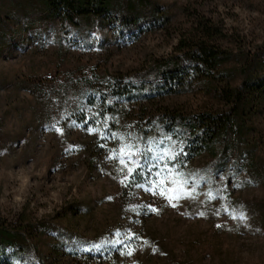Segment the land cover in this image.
Wrapping results in <instances>:
<instances>
[{
    "label": "rangeland",
    "instance_id": "374dc122",
    "mask_svg": "<svg viewBox=\"0 0 264 264\" xmlns=\"http://www.w3.org/2000/svg\"><path fill=\"white\" fill-rule=\"evenodd\" d=\"M131 1L111 0L109 14L84 18L74 30L44 19L42 0H0V223L21 231L41 264H264V90L255 88L264 82V0H141L133 8L141 29L123 35L115 17ZM203 18L221 29L214 40L229 54L218 78L154 105L221 112L233 107L225 91L244 88L242 130L207 181L198 172L214 159L209 151L166 180L189 183L195 193L172 207L175 201L145 192L151 186L128 190L129 166L122 174L101 139L105 129L68 114L76 100L85 103L78 93L87 82L136 80L154 60L174 55ZM151 110L127 104L120 130L134 131ZM149 204L157 211L147 212ZM126 237L131 255L110 243Z\"/></svg>",
    "mask_w": 264,
    "mask_h": 264
},
{
    "label": "trees",
    "instance_id": "16d2710c",
    "mask_svg": "<svg viewBox=\"0 0 264 264\" xmlns=\"http://www.w3.org/2000/svg\"><path fill=\"white\" fill-rule=\"evenodd\" d=\"M140 1L132 0L128 3V11L115 17V25L121 34H133L141 29L142 25L135 18L136 11L133 10L135 3H140ZM42 4L44 19L53 22L59 18L63 24L74 30L81 28V21L84 18L99 19L109 14L112 6L111 0H42ZM197 28L193 36L180 40L174 55L154 60L145 71L135 77L136 80L133 77L115 76L101 82L98 87L93 86L92 81L87 82L86 88L78 93L82 95L85 103L79 105L78 101H75L77 105L68 114L69 120L89 122L98 131L105 129V124H107V133L116 134L115 139H109V146L117 158H119V150L127 145H135L139 149L151 148L149 156L160 153L168 144H171L164 139L163 134L181 129L186 134L185 143L188 155L185 161L187 166L180 172H188V167L193 161L209 151V156H213L214 159L198 172L201 180L207 181L208 175L215 171V165L219 162L217 158H221L223 153L229 149L228 141H236L241 134L242 129L237 123V109L246 101L244 88L225 91L233 107L221 112L187 113L177 107L154 105L157 98L183 93L196 81L218 78L220 66L229 58L228 52L214 40V37L221 33V29L204 18L200 20ZM254 62V60L250 62L247 66L248 70L253 67ZM247 87H250L248 82ZM255 88L263 91L264 82L260 83V86L256 85ZM134 103L142 104L145 111L152 106V110L144 123L142 122L134 131L124 133L119 128V121L121 116L127 113L126 105ZM100 111H104L106 121L104 117H100L103 121L100 124L89 121V117ZM113 118L115 126H112ZM141 119L144 120V117ZM219 142L224 144L220 156L216 152ZM136 148L132 150L135 151ZM223 158L222 162L228 160L224 156ZM127 166L133 167L130 163H127ZM180 174L173 173L177 178ZM129 175L130 181L127 183V189L131 192L137 188L151 186L148 181L156 180L154 175L151 177L140 173L134 176L129 173ZM170 176L162 175L160 179L167 180ZM0 264L41 263L29 250L27 239L22 236L21 231H14L0 223Z\"/></svg>",
    "mask_w": 264,
    "mask_h": 264
},
{
    "label": "snow or ice",
    "instance_id": "6c2138e0",
    "mask_svg": "<svg viewBox=\"0 0 264 264\" xmlns=\"http://www.w3.org/2000/svg\"><path fill=\"white\" fill-rule=\"evenodd\" d=\"M118 98V97H117ZM107 102V101H106ZM100 117H104V111H100L99 113L95 114L92 117H89V121H93L97 124L103 123V121L100 120ZM104 120H107V117H104ZM112 126H115L114 118L112 122ZM108 125L105 124V130L107 132ZM89 131H93V129H89ZM164 135V139L168 140L173 146L169 148H165L160 153H155L151 156L148 155L149 152H151V148L148 149H139L136 148L135 145H127L125 147H122L119 150V161H120V167L122 169V174L124 170L125 163H130L133 165V167H129L126 169L128 173H130L132 176H134L136 173H140L143 176L151 177L155 176L156 180L152 181L149 180L148 182L151 184L150 188H145V192L151 191L153 196L159 195L163 197L166 200L169 201H175V203H172V207H178L179 201L182 199H195V193L192 190L191 184L185 183L184 181L177 182L176 180L172 181L173 185H177L175 187H169L168 183L164 179H160L161 176H170L173 175V173H180V170L185 168L186 165V158L188 153L186 152V134L183 133V130L181 129H175L171 132H166ZM101 139L104 141H107L109 139H115L116 134L115 133H101L100 134ZM173 137L175 139L173 140ZM99 147L103 148L105 147L104 144L98 145ZM136 148L135 151L132 149ZM184 159H181V158ZM163 165V167H162ZM155 170V171H153ZM125 180L130 181V176H125ZM180 184H183V187H179ZM224 191H227V186L225 185ZM183 192H192V195L190 196H183L181 193ZM209 197H211V194H208ZM145 209L147 212H153L157 211L151 204L146 205ZM200 216L206 215L205 212L201 211L197 213ZM216 215H220L219 212L216 213ZM232 215L233 219H245V214L241 213L238 217L234 213H230ZM217 227H220V225H217ZM133 236L135 234L133 233ZM132 237H126L125 240L115 239L110 241L113 246L120 245L122 250L127 248V255H131L135 249L130 247V244L127 243V241H130Z\"/></svg>",
    "mask_w": 264,
    "mask_h": 264
}]
</instances>
